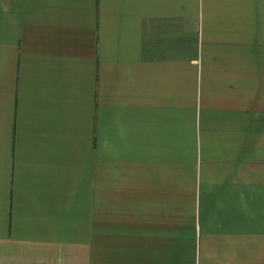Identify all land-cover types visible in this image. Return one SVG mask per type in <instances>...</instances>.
<instances>
[{
    "label": "crops",
    "instance_id": "1",
    "mask_svg": "<svg viewBox=\"0 0 264 264\" xmlns=\"http://www.w3.org/2000/svg\"><path fill=\"white\" fill-rule=\"evenodd\" d=\"M0 264H264V0H0Z\"/></svg>",
    "mask_w": 264,
    "mask_h": 264
}]
</instances>
